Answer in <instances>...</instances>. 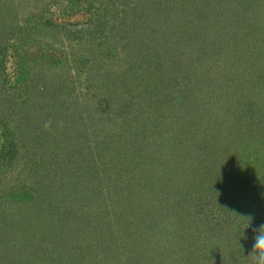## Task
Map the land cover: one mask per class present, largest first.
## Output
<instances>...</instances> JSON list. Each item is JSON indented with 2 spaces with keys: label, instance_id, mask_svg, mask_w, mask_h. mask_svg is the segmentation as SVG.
<instances>
[{
  "label": "trees",
  "instance_id": "16d2710c",
  "mask_svg": "<svg viewBox=\"0 0 264 264\" xmlns=\"http://www.w3.org/2000/svg\"><path fill=\"white\" fill-rule=\"evenodd\" d=\"M69 1L57 21L0 0V264L247 260L248 216L264 224V0ZM106 12L126 32L103 57L121 79L69 101V59L104 67L90 49ZM202 233L216 245L196 260Z\"/></svg>",
  "mask_w": 264,
  "mask_h": 264
},
{
  "label": "rangeland",
  "instance_id": "374dc122",
  "mask_svg": "<svg viewBox=\"0 0 264 264\" xmlns=\"http://www.w3.org/2000/svg\"><path fill=\"white\" fill-rule=\"evenodd\" d=\"M19 7L21 9V18H25L24 16H28L31 18V16L34 14V13H39V12H42V13H47V14H43L42 17H53L55 18L57 21H60L59 19V14H61L62 10H65L66 8L69 9V7L71 8H75L76 7V4H72L71 1L69 0H19ZM94 4H97V3H94ZM104 9V8H103ZM117 10L120 9V7H117L116 8ZM41 10V11H40ZM39 11V12H38ZM93 13V10H90L88 12H84V14L82 13L80 16H76L79 20H84L85 18L87 19L88 16H90V14ZM107 15L106 17L107 18H110V19H107L106 18V22L107 23H104V26H102V30L101 32L100 31H96V29L94 28V33L98 36H96L94 33H92V35L94 36V38H96L97 40H99L100 38V44L96 45V46H91V51H92V56H93V53L96 57V61L95 63H98L99 59L101 58L102 61H103V65L104 67L102 66V62L98 63V64H101L102 67H100V65L98 66V70L93 68L90 66L88 67L87 65H85V67H80L79 71H77V68L75 66H73L72 64V61L71 59H69V61L66 63L65 66L68 65L69 67V71L68 73L66 72H62L61 73V77H65L66 78V82L69 84V87H64L63 89H61V95L65 96V93H68L69 96H67L68 100L69 101H72L74 99H76L78 102L82 103V100H84V97H83V94L86 92L87 94L91 95V99H94V100H102L101 102H104V99L105 98H108V94L106 92L105 89H103L102 86H104V83L107 82V80L109 79H113L112 76L114 77V80H116L115 82L116 83H119V80L121 79L120 77V74L119 72L116 71V66L115 65H119V56H118V61H114V66H113V63L110 64V66L108 67V64L110 62H105L103 57L106 56L104 54V51H108L110 50L109 52L111 53V50H112V54H113V51H119L121 46H124L122 45L124 43V36H125V30L123 29V26L124 25H121L119 23H115V20L113 19V15H111L110 13L106 12L105 13ZM97 15V14H95ZM33 18V17H32ZM95 18V17H94ZM116 18H119V17H116ZM92 19H93V15L91 17V21L87 24H83L84 25V28H87V27H90L91 29L93 28L92 26ZM112 19V20H111ZM43 21V19H41ZM120 20V18H119ZM80 28L81 26L80 25H75V26H71V29H75V28ZM98 29H99V26H97ZM100 36V38H99ZM152 37V36H151ZM184 38V37H183ZM96 39H94V41H96ZM42 42H48V44H53L51 42V39L50 37H47L45 38V36L43 35V39L41 40ZM74 40H70V39H65L63 38L62 39V42H63V45L62 47H68V49L70 50L71 54H75V55H78L79 51H77V48L76 46H70L73 44ZM95 44H97L95 42ZM55 46H61L60 45V41L57 40L56 43L54 44ZM127 46V44L125 45ZM159 51H160V55L163 57L164 54H163V51H165L163 48V46H155ZM80 48V46H79ZM130 48L131 46H127V49L128 51H130ZM67 49V48H66ZM100 51H103V52H100ZM83 56V59L85 58V56L90 59L92 58V56H89L87 54H85V52H83L81 54ZM112 56V55H111ZM106 58V57H104ZM113 58V57H112ZM12 59L9 60V62L7 63V72L9 73L10 77H12V73H13V64L11 63ZM84 62V61H83ZM80 64H83V63H80ZM84 64H86L84 62ZM112 65V67H111ZM114 70L116 72H114L113 74H106L105 75V71H107L108 69L109 70ZM82 69V71H81ZM173 70V65L171 63V59H168L166 60V65H165V68L162 70V73L161 75L163 76L164 79H166V77H169V75L171 76V74H173L172 72ZM57 72L59 73L60 70L58 69ZM119 74V75H118ZM59 76V78L61 79V77ZM109 76V77H108ZM147 78V77H145ZM146 82V81H145ZM92 84H94L92 86ZM83 88V89H82ZM69 89V91H67ZM89 99V100H91ZM85 101V100H84ZM87 103L89 104V101H87ZM75 107L79 106V105H74ZM83 105H81V108H82ZM85 107V106H84ZM113 107L115 109H119L117 107L116 104L114 105H111V108L113 110ZM91 108H92V102H91ZM93 109V108H92ZM84 116L87 117L86 114L83 113ZM214 206V205H213ZM211 204H210V207L211 208ZM210 212H213V213H218V210L214 208L213 211H209L207 210V213H210ZM219 216V215H218ZM219 218V217H218ZM215 218H213L211 222H209L210 226L211 225H214V227H218L221 225L222 222H219V225L216 223V221H214ZM216 223V224H214ZM206 226V225H205ZM201 229V227H195L194 230L195 231H199ZM206 229V228H205ZM196 235V233H194ZM196 237V240H200L199 242L195 240V242L199 245L200 244V252H199V249L198 247L195 246V244L189 242L186 244V250H187V253L189 254V256H191L192 258H196V260H200L202 259V257L206 256V251L209 252V250L214 246L216 245V242L214 240V238L210 237V235H204L203 233L201 234V237H198V236H195ZM194 238V237H192ZM221 244V243H220ZM218 246V245H217ZM170 247V246H169ZM215 247V246H214ZM195 248H196V251H195ZM173 254H177L178 253V250H174V249H171ZM226 256L228 254H223L221 255L218 259V262H217V259L215 258V264H219V260L221 258H223V256ZM233 256V254H230ZM236 256V255H234ZM251 257L250 256H247V260L245 259V256H240V257H237L238 260L241 259V263L237 262V263H234V264H250L249 263V259ZM245 261V262H244ZM232 262V261H231ZM244 262V263H243ZM193 264H196V263H193ZM252 264V263H251Z\"/></svg>",
  "mask_w": 264,
  "mask_h": 264
},
{
  "label": "clouds",
  "instance_id": "9594fccd",
  "mask_svg": "<svg viewBox=\"0 0 264 264\" xmlns=\"http://www.w3.org/2000/svg\"><path fill=\"white\" fill-rule=\"evenodd\" d=\"M51 126V121L46 122L45 128ZM249 222L246 228H251L252 246L249 255L252 257L253 264H264V224L253 227L251 224L252 217L248 216Z\"/></svg>",
  "mask_w": 264,
  "mask_h": 264
}]
</instances>
